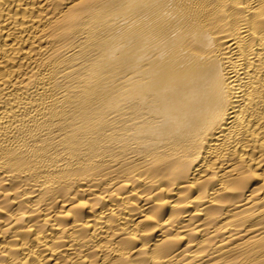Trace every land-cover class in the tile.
Instances as JSON below:
<instances>
[{"label":"bare ground","instance_id":"bare-ground-1","mask_svg":"<svg viewBox=\"0 0 264 264\" xmlns=\"http://www.w3.org/2000/svg\"><path fill=\"white\" fill-rule=\"evenodd\" d=\"M0 264H264V0H0Z\"/></svg>","mask_w":264,"mask_h":264}]
</instances>
